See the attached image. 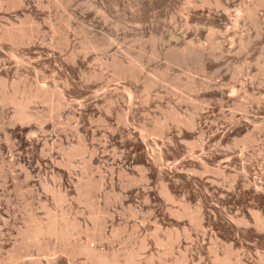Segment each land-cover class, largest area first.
Returning a JSON list of instances; mask_svg holds the SVG:
<instances>
[{"label": "rangeland", "instance_id": "1", "mask_svg": "<svg viewBox=\"0 0 264 264\" xmlns=\"http://www.w3.org/2000/svg\"><path fill=\"white\" fill-rule=\"evenodd\" d=\"M194 1L183 12L185 0L0 10V264H95L86 246L116 264H264V7L257 32L232 25L252 0H221L225 10ZM21 21L31 40L2 37ZM210 22L226 34L203 70L173 66L149 91L164 58L117 76L111 63L125 50L151 37L159 50L205 44ZM234 28L254 37L243 54ZM104 37V50L81 52L85 38ZM43 87L46 101L27 108L36 118L19 121L7 94ZM52 218L74 224L63 241L25 243L24 230Z\"/></svg>", "mask_w": 264, "mask_h": 264}, {"label": "bare ground", "instance_id": "2", "mask_svg": "<svg viewBox=\"0 0 264 264\" xmlns=\"http://www.w3.org/2000/svg\"><path fill=\"white\" fill-rule=\"evenodd\" d=\"M53 2V4L56 6H58V9L62 10L61 8H63L64 4H67L65 2H69L70 0H49V3ZM185 4L182 5L184 6L182 8V12L193 8L196 4V2L194 0H185ZM197 2H199L200 5H211L214 6L215 8H221V9H226L225 7V3L224 1L221 0H200ZM22 0H0V10H2L3 6L9 8H15V7H19L21 5ZM249 4V3H248ZM53 5V6H54ZM63 5V6H62ZM43 6V5H42ZM41 6V7H42ZM198 6V5H197ZM244 6V5H243ZM60 7V8H59ZM264 7V0H252V4L251 6H245L243 9H241L239 12H237V15H235L236 17L233 18L234 20V25L233 27H237V25L241 24L240 22H242L243 24H247L248 27L252 26L253 30H257L260 31V27H261V20L259 21L258 17V13L257 11H259V8ZM57 8V7H56ZM65 8V7H64ZM6 9V10H8ZM239 10V9H238ZM181 12V13H182ZM190 13V12H189ZM62 15V14H61ZM64 16V17H63ZM62 17L64 18L65 22H69L70 16H65V14ZM25 18V17H24ZM62 18V19H63ZM61 19V18H60ZM61 19V20H62ZM25 19H23L24 21ZM29 21V20H28ZM63 22V21H62ZM263 22V21H262ZM32 23V22H31ZM67 24V23H66ZM14 25V24H13ZM17 25V24H16ZM81 25V24H80ZM244 25V26H245ZM246 25V27H247ZM264 25V24H263ZM32 26V25H31ZM10 27V26H9ZM81 27V26H80ZM185 28H189V26L187 24H184ZM8 28V27H7ZM28 28V27H27ZM24 25V23H22V21L20 22V24H18V26H11L10 29H7L6 32L4 33V35L2 37L6 38V39H18L20 38V40L24 39V40H31L33 37V32L32 29H27ZM85 28V27H84ZM193 29L197 30L196 26L192 27ZM233 31V35L234 34L235 29ZM262 28V27H261ZM233 29V28H232ZM251 29V28H250ZM248 29V30H250ZM37 30V29H36ZM246 29V31H248ZM3 31H5L3 29ZM251 31V30H250ZM227 32V30H226ZM254 32L253 33H257ZM3 33V32H2ZM225 33L224 30H222L221 28L219 29V27H217L214 22H210L208 24V28L206 29V31L204 32V36H203V40L205 42V44L203 42H201V37L191 40L188 42H184L183 44H181V46H176L174 45V47L171 48H166V49H162L160 48V50L158 49L157 43H159L158 39L156 37H151L149 38V44L148 46H144L142 45L141 47H138V51H134V50H125V53L123 54L122 58L120 60H116L115 62H112L111 64L114 63V65L117 67L118 71V75L117 76H123L125 77V75L133 73L137 70H139L141 68L142 62L145 61H155L157 58L161 57L164 58V65L161 66L162 69H160L159 67H157L158 69H156L157 75L155 79L149 78L150 80H147L146 82L149 81V83H145L144 85H146V89L148 90L149 88H151L156 82L158 83V78L163 74L169 71V69L173 66H180V67H184L183 69L186 71H192V72H197L200 70H203V66L205 64V60L204 57L211 54L214 56V51L217 49H221V40L220 41V36ZM253 33L252 36H253ZM36 34V33H35ZM221 34V35H220ZM226 34V33H225ZM250 34V35H251ZM260 33H257V35ZM239 35V34H238ZM247 35V34H246ZM235 36L237 39V44L236 46L238 47V52L242 53L244 50L247 49V47H249L248 45L250 44V42L252 43L251 40V36ZM249 35V34H248ZM256 37V34H254ZM225 36V35H224ZM2 38L0 37V40ZM12 39V40H13ZM5 40V39H4ZM14 41V40H13ZM26 41V42H27ZM62 42V39L60 40ZM148 41V40H147ZM146 41V42H147ZM158 41V42H157ZM2 42V41H1ZM5 42V41H4ZM15 42V41H14ZM17 42V41H16ZM23 42V41H21ZM64 42V41H63ZM18 43V42H17ZM25 43V42H24ZM66 43V42H64ZM68 43V42H67ZM141 43V42H140ZM224 43V42H223ZM235 43V42H234ZM61 44V43H60ZM63 44V43H62ZM82 47H81V52H93V51H102L104 50L107 46H109L110 41L108 38L104 37L101 38L100 40H95V39H86L83 41ZM144 44V43H142ZM160 44V43H159ZM226 44V43H225ZM231 44V43H230ZM233 44V43H232ZM141 45V44H140ZM165 46V45H164ZM235 46V48H236ZM160 47V45H159ZM224 47V46H223ZM236 49V52H237ZM234 50V49H233ZM80 51V50H79ZM232 51V50H231ZM230 51V52H231ZM235 51V50H234ZM229 53V52H228ZM233 53V52H232ZM238 53V54H239ZM226 54V53H225ZM236 54V53H235ZM243 54V53H242ZM74 55V54H73ZM230 55V53H229ZM163 56V57H162ZM224 57V56H223ZM72 58V57H71ZM261 59V58H260ZM263 59V58H262ZM145 60V61H144ZM259 60V59H258ZM257 60V61H258ZM260 61V60H259ZM244 63V62H243ZM248 63V62H246ZM261 63L260 65H256V66H260V71L262 74H264V59L262 60V62H258V64ZM242 65V64H241ZM244 66V65H242ZM236 68H241L240 66ZM115 69V68H114ZM172 69V68H171ZM140 71V70H139ZM239 71V70H238ZM241 71V70H240ZM259 72V71H258ZM138 73V72H137ZM236 73V72H235ZM150 74V73H149ZM167 74H165L166 76ZM261 75V74H260ZM116 76V73H115ZM130 76V75H129ZM128 77V75H127ZM149 77V76H148ZM162 78V77H161ZM164 78V77H163ZM152 79V80H151ZM160 79V78H159ZM190 81V80H189ZM161 82V81H160ZM180 82V81H179ZM188 82V81H187ZM192 82V81H191ZM190 82H188L189 84ZM183 84V83H182ZM203 84V83H202ZM179 85V84H178ZM177 85V86H178ZM190 85H193L192 83H190ZM185 86V85H184ZM187 86V85H186ZM145 88V87H144ZM172 88V87H171ZM175 88H177L175 86ZM192 88H196V86H192ZM145 90V89H144ZM149 91V90H148ZM146 92V91H145ZM16 93V92H15ZM51 92L49 90H46L43 88H38L37 92L31 96H24L22 98H17L15 94L9 96V94H7L8 96L6 97L5 100H7V102H10L11 104H14L17 106L18 108V112L16 113L15 117L21 121V122H28L31 121L33 119H35L36 117L34 115H32L31 113L28 112L27 108L29 106V104L32 102L33 99H39L41 98L44 102L46 101L47 97H49L48 95ZM4 95V93H3ZM6 95V94H5ZM4 95V96H5ZM3 97V96H2ZM109 99V98H108ZM111 99V98H110ZM109 99V100H110ZM3 100V99H2ZM1 101V100H0ZM111 101V100H110ZM2 102V101H1ZM112 104V101L109 102ZM62 104V103H61ZM59 106V104H57ZM245 106V104H243ZM239 106V105H237ZM242 107V105H240ZM238 108V107H237ZM236 109V108H235ZM247 109V108H246ZM249 109V108H248ZM171 111V110H170ZM172 112V111H171ZM170 112V113H171ZM175 112V111H174ZM175 116V114H173V117ZM232 117V116H231ZM187 121V120H186ZM189 121V120H188ZM126 122V120H125ZM187 123L188 126L192 125V120L191 122H184ZM249 138V137H248ZM250 139V138H249ZM247 139V140H249ZM251 139L247 142H250ZM79 145V144H78ZM83 148V147H82ZM80 151V150H79ZM73 152V151H72ZM71 153V151H70ZM69 153V154H70ZM70 155H75V153H71ZM97 226L100 227L97 223ZM72 228H74V224L73 223H68L65 222L63 224V226H61L60 224L57 223L56 218H52L50 219L48 225L43 228L42 226H38V225H33L32 227L30 226L29 228H27L26 230H24L22 232L24 241L26 244L29 243H37L40 236L42 235H49V236H53L56 239H60L63 241V237L68 236L70 230H72ZM80 252H84V254H86L88 257L92 258L95 261V264H116L115 262L111 261V262H106L105 259L101 258L100 256H97L95 251L93 249L86 247H82L79 249Z\"/></svg>", "mask_w": 264, "mask_h": 264}]
</instances>
